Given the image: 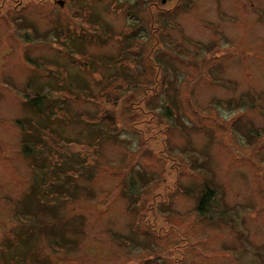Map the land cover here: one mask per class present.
<instances>
[{
	"label": "rangeland",
	"instance_id": "374dc122",
	"mask_svg": "<svg viewBox=\"0 0 264 264\" xmlns=\"http://www.w3.org/2000/svg\"><path fill=\"white\" fill-rule=\"evenodd\" d=\"M0 264H264V0H0Z\"/></svg>",
	"mask_w": 264,
	"mask_h": 264
},
{
	"label": "trees",
	"instance_id": "16d2710c",
	"mask_svg": "<svg viewBox=\"0 0 264 264\" xmlns=\"http://www.w3.org/2000/svg\"><path fill=\"white\" fill-rule=\"evenodd\" d=\"M35 100H39V97H35ZM31 105H33V104H31ZM33 107H35V108H39L40 109V111H41V108L39 107V105H36L35 103H34V106ZM39 111V112H40ZM203 202V201H202ZM202 202H201V204H202ZM200 204V208L202 209V205Z\"/></svg>",
	"mask_w": 264,
	"mask_h": 264
},
{
	"label": "water",
	"instance_id": "95a60500",
	"mask_svg": "<svg viewBox=\"0 0 264 264\" xmlns=\"http://www.w3.org/2000/svg\"><path fill=\"white\" fill-rule=\"evenodd\" d=\"M167 0H162V3H165ZM60 4L63 5L64 2L63 1H60Z\"/></svg>",
	"mask_w": 264,
	"mask_h": 264
}]
</instances>
